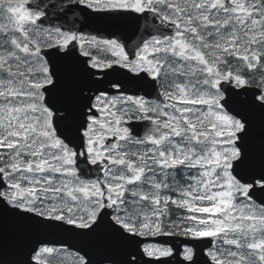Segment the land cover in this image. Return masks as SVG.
<instances>
[{
  "label": "snow or ice",
  "instance_id": "1",
  "mask_svg": "<svg viewBox=\"0 0 264 264\" xmlns=\"http://www.w3.org/2000/svg\"><path fill=\"white\" fill-rule=\"evenodd\" d=\"M0 264H264V0H0Z\"/></svg>",
  "mask_w": 264,
  "mask_h": 264
}]
</instances>
